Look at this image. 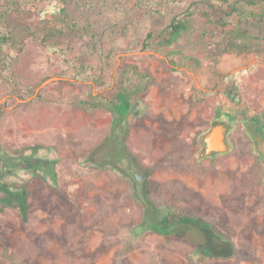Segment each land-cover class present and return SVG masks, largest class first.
Masks as SVG:
<instances>
[{
	"label": "rangeland",
	"instance_id": "1",
	"mask_svg": "<svg viewBox=\"0 0 264 264\" xmlns=\"http://www.w3.org/2000/svg\"><path fill=\"white\" fill-rule=\"evenodd\" d=\"M188 1L0 0L25 41L0 75V264H264V166L245 134L252 121L264 130V0H230L242 17L223 27L226 6ZM187 9V30L159 46ZM61 12L71 30L43 46ZM123 82L141 89L113 132ZM226 117L230 149L199 158L201 136ZM32 159L35 171L22 167ZM142 195L196 219L208 253L180 227L142 232Z\"/></svg>",
	"mask_w": 264,
	"mask_h": 264
},
{
	"label": "trees",
	"instance_id": "2",
	"mask_svg": "<svg viewBox=\"0 0 264 264\" xmlns=\"http://www.w3.org/2000/svg\"><path fill=\"white\" fill-rule=\"evenodd\" d=\"M205 2V0H190L188 1L189 7H193L198 2ZM221 6H226V10H222V17L220 25L224 26V19L237 16L242 17L239 9L236 7V3H230V0H215ZM205 15V14H204ZM193 16V11L187 9L183 12L180 17H174L169 25H167L161 31V40L158 42V45L161 47H168L174 44L181 34L187 30L188 22ZM206 16V15H205ZM9 12L6 10L0 13V27L4 30L0 33V75L3 76V73L8 71V74L11 75L13 64L17 62L18 56L22 52L25 41L22 32H17L15 28L9 23ZM61 28L59 30H45L43 36L40 37V43L44 46L48 44L52 39H61L65 36V32L71 30L72 24L66 20V16L61 12L59 17ZM245 32H239L238 36H244ZM150 37V34L147 35V38ZM145 46V45H144ZM7 49L5 52L4 49ZM172 64L173 62H169ZM173 65V64H172ZM133 74L136 75L139 79L144 78V74L137 70L136 67H133ZM4 78V76H3ZM18 83L12 82V91H10L11 96H15L19 99H23L24 96L20 94V89L17 88ZM141 87L123 82L119 91L110 99L111 112H112V131L115 129L124 128V123L126 115L131 112L132 109V97L138 95ZM34 93L31 91V94ZM92 96V94H91ZM256 120V119H255ZM254 122L252 121V124ZM255 124V123H254ZM109 145H114V151L111 153L113 159H119L123 155L122 148L120 146V140L116 135L112 136L109 140ZM113 147V146H112ZM38 160H26V163H23V168L33 169L38 167ZM10 165V164H7ZM16 163H11V168L16 167ZM100 167H103L101 165ZM55 176H52V179ZM140 202L143 206V216L142 223L139 225V228L142 232L151 231L154 233L162 234L165 238L176 237V229L178 227L186 231L187 241L194 245L195 250L198 255L204 257L208 253L207 245L204 244L202 236V228L197 224L199 223L196 219L179 216L170 211L162 214L151 202V200L142 195ZM219 240H223L226 244L231 247V253L234 251V248L230 244L229 240L224 239L222 236L213 234ZM178 237V236H177ZM192 239H196L195 242H192ZM186 240V239H185ZM191 240V241H190ZM200 240V241H199Z\"/></svg>",
	"mask_w": 264,
	"mask_h": 264
},
{
	"label": "water",
	"instance_id": "3",
	"mask_svg": "<svg viewBox=\"0 0 264 264\" xmlns=\"http://www.w3.org/2000/svg\"><path fill=\"white\" fill-rule=\"evenodd\" d=\"M227 129L226 125L215 127L201 136V139L205 142L206 146L201 150L198 157L200 158L204 156L213 158L217 155L226 153L229 149V142L222 132ZM254 141L256 144V151L262 156V164L264 166V139H262L260 135H257L254 137Z\"/></svg>",
	"mask_w": 264,
	"mask_h": 264
},
{
	"label": "flooded vegetation",
	"instance_id": "4",
	"mask_svg": "<svg viewBox=\"0 0 264 264\" xmlns=\"http://www.w3.org/2000/svg\"><path fill=\"white\" fill-rule=\"evenodd\" d=\"M227 126V130L226 131H223V135H225V137H229V134H230V131L232 130L233 128V124L232 122L230 121V118L229 117H226V118H216L212 121L211 123V126L209 128L210 129H214L215 127H219V126ZM208 130V131H209ZM227 133V135H226ZM245 134H247V136L249 138H251L253 140V143L255 145V149H256V144H255V141H254V137L257 136V135H260V137L262 139H264V130L263 129H260L256 124H250L249 126L246 127V130H245ZM198 146H199V149L201 150V148H205L206 144L205 142L200 139L199 142H198ZM229 149H230V146H229ZM257 152V151H256ZM257 154L261 157L262 159V156L257 152ZM2 160V159H0ZM9 160H14L13 158H9ZM36 160V159H34Z\"/></svg>",
	"mask_w": 264,
	"mask_h": 264
}]
</instances>
